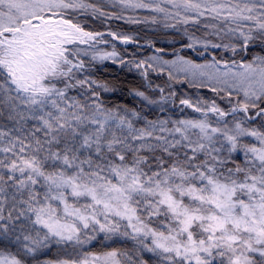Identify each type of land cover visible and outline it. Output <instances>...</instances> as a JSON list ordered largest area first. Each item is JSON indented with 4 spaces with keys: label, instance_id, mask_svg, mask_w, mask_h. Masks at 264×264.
I'll return each instance as SVG.
<instances>
[{
    "label": "snow or ice",
    "instance_id": "snow-or-ice-1",
    "mask_svg": "<svg viewBox=\"0 0 264 264\" xmlns=\"http://www.w3.org/2000/svg\"><path fill=\"white\" fill-rule=\"evenodd\" d=\"M0 264H264V0H0Z\"/></svg>",
    "mask_w": 264,
    "mask_h": 264
}]
</instances>
